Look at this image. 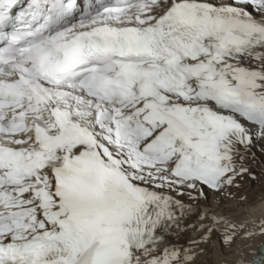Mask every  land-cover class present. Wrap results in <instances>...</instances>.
<instances>
[{"label": "snow or ice", "instance_id": "obj_1", "mask_svg": "<svg viewBox=\"0 0 264 264\" xmlns=\"http://www.w3.org/2000/svg\"><path fill=\"white\" fill-rule=\"evenodd\" d=\"M256 136L264 0H0V264H197L264 237L210 211L168 238L186 194L256 178Z\"/></svg>", "mask_w": 264, "mask_h": 264}, {"label": "rangeland", "instance_id": "obj_2", "mask_svg": "<svg viewBox=\"0 0 264 264\" xmlns=\"http://www.w3.org/2000/svg\"><path fill=\"white\" fill-rule=\"evenodd\" d=\"M246 157L247 158L244 161V163L246 164L247 167L250 168L251 172L255 174V177H256L255 179H252L251 176H245L243 178L238 179V183L240 185L239 187H232L228 189L227 191L221 192V193H215V192L209 191L207 194V198L201 195L200 197L196 199L190 200L188 195L186 194L184 196V199L191 202L190 204L191 207H199L202 210L204 208H207L205 209L204 213H208L212 211V209L214 210L218 209L220 212L224 214H227V215L229 214L230 217L232 215V217H237L239 221H245L248 216L244 215L242 219L241 216L239 217L237 216L238 212L236 210H240V209L242 210L243 208L247 209L250 206L251 207L255 206L256 204L260 202V200L264 199V143L253 144L251 149L246 152ZM193 196H195V194H193ZM202 205H204L205 207H203ZM247 220L251 221L249 218H247ZM259 223L255 222V224L252 226H255L256 228H258ZM257 236L259 238V235ZM257 236L253 238V240L250 239L251 241L249 239L238 238L237 239L238 242L236 241V244H233L232 248L230 247V249L235 250L237 253L242 252V250L247 249V248L251 249L257 243V239H258ZM239 242L240 244H237ZM243 243L249 246H245ZM225 248L226 246L222 244L223 251L226 250ZM197 264H201V262L197 260Z\"/></svg>", "mask_w": 264, "mask_h": 264}, {"label": "bare ground", "instance_id": "obj_3", "mask_svg": "<svg viewBox=\"0 0 264 264\" xmlns=\"http://www.w3.org/2000/svg\"><path fill=\"white\" fill-rule=\"evenodd\" d=\"M248 126L250 128H252L253 131L255 132L254 126H252V125H248ZM261 143H264V139H261L259 136L254 137V144H261ZM183 199H184V197H183ZM185 202L188 204H191L190 201L185 200ZM197 204H199V203H197ZM202 206L205 207L204 205H202ZM205 209H207V208H204L202 210L199 207H191L190 211L188 212L189 228H188L187 232L181 233L179 235H177L175 233L169 234V237H168L169 242L176 247L187 248L190 246L191 240H193V239L198 240L199 237L201 236L202 231H203V229L200 227V225L202 224V221L200 219L199 213H201V212L204 213ZM212 211H219V210L218 209H216V210L212 209ZM236 211L238 212L237 213L238 217L241 216L243 219V217L245 215V216H248L247 218H249L251 221L253 220V221L259 223L262 221V219H264V199L260 200V202L258 204H256L255 206H252V207L250 206L247 209L243 208L242 210L240 209V210H236ZM235 214H234V216H235ZM229 217H230V215H229ZM231 218L239 221V219L237 217H232V215H231ZM247 218H246V220H247ZM257 238H258V236H257ZM251 240H253V239H251ZM237 244H240V242ZM245 246H249V245H245ZM161 247H163V245H161ZM231 248H232V246H231ZM244 248H246V247H244ZM244 248H242V249H244ZM225 249L226 250L223 251L222 243H221L219 238H213V240L210 244L205 245V251L202 253V255L199 257L198 260H199V262H201V264H204V262H205V264H264V237L259 236V238L257 239V243L253 248L244 249V250H242V252H238L239 254L235 250L230 249V247H226ZM240 250H241V248H240Z\"/></svg>", "mask_w": 264, "mask_h": 264}]
</instances>
